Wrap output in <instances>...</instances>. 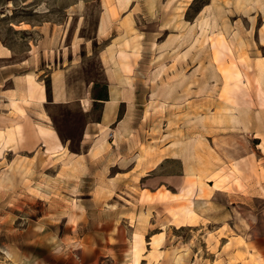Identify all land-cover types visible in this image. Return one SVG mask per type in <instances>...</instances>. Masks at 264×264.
<instances>
[{
	"label": "rangeland",
	"instance_id": "obj_1",
	"mask_svg": "<svg viewBox=\"0 0 264 264\" xmlns=\"http://www.w3.org/2000/svg\"><path fill=\"white\" fill-rule=\"evenodd\" d=\"M41 26L59 36L46 114L0 126L17 131L0 153V264H264V0H0L17 54L39 53ZM114 76L119 129L100 126Z\"/></svg>",
	"mask_w": 264,
	"mask_h": 264
},
{
	"label": "crops",
	"instance_id": "obj_2",
	"mask_svg": "<svg viewBox=\"0 0 264 264\" xmlns=\"http://www.w3.org/2000/svg\"><path fill=\"white\" fill-rule=\"evenodd\" d=\"M39 31L42 33V41L39 44V53L34 52L30 43L26 54L19 55L12 48L4 43L0 37V126L7 121L18 122L17 124L24 125L23 122L27 117L33 119L37 115H42L49 105V96L46 88L43 87L41 81L43 75H45L46 66L45 63L49 62L51 56L45 54L49 50L53 49L59 42V36H54L52 27L41 26ZM54 41V42H53ZM48 42H53V48L47 46ZM37 79H35V76ZM34 76L35 82L39 85L34 97L31 99L29 95V77ZM58 79V80H57ZM52 82V104L53 106L65 105V100L68 98V94L63 89L64 99L56 100L59 95V87L63 88L62 78L59 75L51 74ZM128 90L123 88L118 81V78L114 76L113 82H111V91L109 99L104 102L102 127H112L117 125L119 129L126 121L121 119V110L124 106L128 105ZM27 98L25 99L24 97ZM44 98V99H43ZM22 102H34L35 106L22 107L24 114L22 116L15 115L14 103ZM26 121V120H25ZM44 123V122H43ZM45 124V123H44ZM65 149V147H64Z\"/></svg>",
	"mask_w": 264,
	"mask_h": 264
},
{
	"label": "bare ground",
	"instance_id": "obj_3",
	"mask_svg": "<svg viewBox=\"0 0 264 264\" xmlns=\"http://www.w3.org/2000/svg\"><path fill=\"white\" fill-rule=\"evenodd\" d=\"M119 2H122V0H118ZM107 29V24L105 21H103L102 26H101V31L104 33L106 32ZM221 45L223 48L229 50V48H227V45L225 43V41L222 39L221 41ZM132 53H136L135 50H133ZM119 59L122 62V67L124 69L125 72L127 73H131L132 72V67L130 66V64L128 63L129 59H130V54L127 53L126 51H121L119 53ZM235 63H232V69H235ZM227 80L228 81H235L237 82L236 84V88H239V83L241 82V74L239 72H236L235 75L231 74L230 72L227 74ZM29 95L30 98L32 99L36 93V91L38 90V84L35 82L34 76H30L29 78ZM58 80V79H57ZM257 81L258 84L260 86V90H262L263 94H264V74L262 72V70L259 72V75L257 77ZM59 95H57L56 100H60V99H64V94H63V88L59 87V91H58ZM44 99V98H43ZM232 113H233V117L237 115V117L242 118L244 115V111L239 110V109H232ZM13 126L10 127H0V142H1V148H0V153L2 154L4 151H6V149H9L10 152H12L13 150H11V144L14 143L16 141V135H17V131L14 128H11ZM58 148H63L62 145H57L55 147V149ZM99 147H96L95 150H98ZM8 150V151H9ZM54 150V149H53ZM189 172H192V170H188ZM204 174H200V177H202ZM189 194L192 192V186H190L188 188L187 191ZM191 195V194H190ZM190 201V206L185 208V215L187 218H193L194 216L197 215L196 209H195V203L192 200ZM138 264V262L136 263Z\"/></svg>",
	"mask_w": 264,
	"mask_h": 264
}]
</instances>
